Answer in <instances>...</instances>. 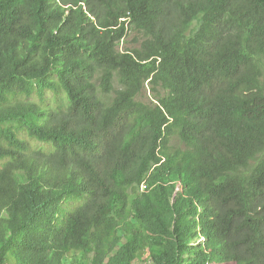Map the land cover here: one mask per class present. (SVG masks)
Instances as JSON below:
<instances>
[{"label":"trees","instance_id":"obj_1","mask_svg":"<svg viewBox=\"0 0 264 264\" xmlns=\"http://www.w3.org/2000/svg\"><path fill=\"white\" fill-rule=\"evenodd\" d=\"M138 263L264 264V0H0V264Z\"/></svg>","mask_w":264,"mask_h":264},{"label":"rangeland","instance_id":"obj_2","mask_svg":"<svg viewBox=\"0 0 264 264\" xmlns=\"http://www.w3.org/2000/svg\"><path fill=\"white\" fill-rule=\"evenodd\" d=\"M123 46H126V44H124ZM138 264H145V263H138Z\"/></svg>","mask_w":264,"mask_h":264}]
</instances>
